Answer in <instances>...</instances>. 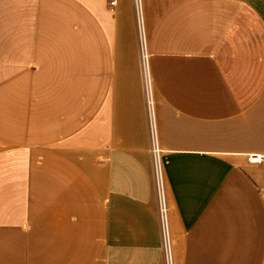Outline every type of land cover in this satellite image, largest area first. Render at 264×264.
Segmentation results:
<instances>
[{"label":"crops","instance_id":"0c3cea01","mask_svg":"<svg viewBox=\"0 0 264 264\" xmlns=\"http://www.w3.org/2000/svg\"><path fill=\"white\" fill-rule=\"evenodd\" d=\"M0 0V264H165L133 0ZM174 264H264V0H143Z\"/></svg>","mask_w":264,"mask_h":264},{"label":"built area","instance_id":"2783aa9c","mask_svg":"<svg viewBox=\"0 0 264 264\" xmlns=\"http://www.w3.org/2000/svg\"><path fill=\"white\" fill-rule=\"evenodd\" d=\"M117 1L110 0L109 5L111 9H114ZM134 3V10L136 16V25H137V33H138V40H139V48L140 54L144 69V87H145V94H146V105H147V112L148 117L150 120V137H151V147L150 151L153 157L154 163V171H155V178L159 196V205H160V221L162 223L163 234H164V260L165 264H174L173 259V252H172V243L169 237V230H168V215H167V205L165 202L164 196V186H163V161H162V153L163 150L160 147L158 141V131H157V124H156V109H155V95L152 86V81L149 76V42H148V33L146 29V22H145V13H144V4L143 0H133Z\"/></svg>","mask_w":264,"mask_h":264}]
</instances>
